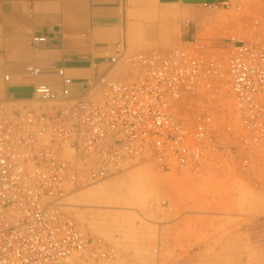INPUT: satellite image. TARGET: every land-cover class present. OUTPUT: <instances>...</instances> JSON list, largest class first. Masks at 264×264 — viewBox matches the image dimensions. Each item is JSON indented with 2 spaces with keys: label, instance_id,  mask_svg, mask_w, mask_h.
Here are the masks:
<instances>
[{
  "label": "built area",
  "instance_id": "built-area-1",
  "mask_svg": "<svg viewBox=\"0 0 264 264\" xmlns=\"http://www.w3.org/2000/svg\"><path fill=\"white\" fill-rule=\"evenodd\" d=\"M123 62L126 77L90 80L79 96L60 68L61 89L37 84L30 99H0V264L118 258L110 241L63 211L72 187L143 158L165 170L206 165L237 152V141L243 168L264 155V16L208 55L189 42ZM223 135L235 141L229 151Z\"/></svg>",
  "mask_w": 264,
  "mask_h": 264
},
{
  "label": "rangeland",
  "instance_id": "rangeland-1",
  "mask_svg": "<svg viewBox=\"0 0 264 264\" xmlns=\"http://www.w3.org/2000/svg\"><path fill=\"white\" fill-rule=\"evenodd\" d=\"M257 16L264 9L249 0L211 34L217 43L206 41L200 32L206 26L199 25L191 41L175 46L190 42L207 55L214 46L228 48L232 37L248 35ZM127 74L123 65L122 77ZM222 139L229 151L235 141ZM237 146L234 154L185 169H160L143 158L102 181L72 187L63 211L104 236L119 256L68 264H264V155L243 168L246 152L240 141Z\"/></svg>",
  "mask_w": 264,
  "mask_h": 264
},
{
  "label": "crops",
  "instance_id": "crops-1",
  "mask_svg": "<svg viewBox=\"0 0 264 264\" xmlns=\"http://www.w3.org/2000/svg\"><path fill=\"white\" fill-rule=\"evenodd\" d=\"M245 4L249 0H0V99H30L37 84L61 89L60 68L79 96L90 80L122 78L125 56L184 44L199 25L206 26L200 29L206 41L217 43L211 34ZM36 36L46 39L35 42ZM30 66L41 72L31 73Z\"/></svg>",
  "mask_w": 264,
  "mask_h": 264
}]
</instances>
